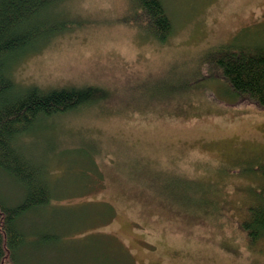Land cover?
<instances>
[{"label": "rangeland", "instance_id": "374dc122", "mask_svg": "<svg viewBox=\"0 0 264 264\" xmlns=\"http://www.w3.org/2000/svg\"><path fill=\"white\" fill-rule=\"evenodd\" d=\"M161 1L163 43L139 29L129 0H65L43 16L64 29L13 64L22 87L108 93L17 139L50 188L20 221L22 264H264V241L254 248L240 228L258 200L264 109L205 62L216 47H264V0ZM174 179L214 184L194 198L190 185L163 192ZM0 198H23L1 172Z\"/></svg>", "mask_w": 264, "mask_h": 264}, {"label": "trees", "instance_id": "16d2710c", "mask_svg": "<svg viewBox=\"0 0 264 264\" xmlns=\"http://www.w3.org/2000/svg\"><path fill=\"white\" fill-rule=\"evenodd\" d=\"M64 1L0 0V172L23 192L22 200L14 206L0 198V264H22L19 250L24 246L26 235L20 221L29 211L50 202L46 170L25 157L15 145L17 139L22 138L29 126L43 119L96 103L108 96L107 92L95 87L51 90H42L37 86L22 87L10 75L13 64L20 56L38 50L55 31L64 29L62 25L50 28L44 18L49 13L59 14L56 10ZM129 1L131 9L138 13L135 23L139 29L153 40L165 42L172 33V26L162 1ZM211 50L210 58L206 57L205 62L212 69L215 67L221 71L232 93L264 109V47L223 46ZM254 174L261 177L260 183L252 186L258 200L245 213L240 228L246 233L250 245L257 248L256 243L264 241V164L259 165ZM168 182H165L167 185L162 188L163 192L173 190V186L180 192H187L189 187L186 186L190 185L192 198L196 197V192L208 193L206 188L214 184L205 183L201 189L183 180L174 179V184ZM214 187L221 188V185ZM227 193L218 189L214 195ZM205 196L211 197L210 194Z\"/></svg>", "mask_w": 264, "mask_h": 264}]
</instances>
